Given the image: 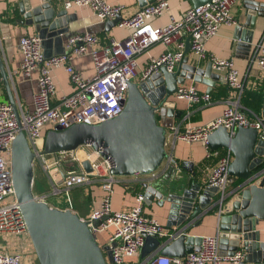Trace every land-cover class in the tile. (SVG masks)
Segmentation results:
<instances>
[{
	"label": "built area",
	"instance_id": "built-area-1",
	"mask_svg": "<svg viewBox=\"0 0 264 264\" xmlns=\"http://www.w3.org/2000/svg\"><path fill=\"white\" fill-rule=\"evenodd\" d=\"M41 4L51 0H39ZM235 0H211L198 7L187 8L180 18L169 13L168 0H153L145 4L116 26L129 31L122 39L109 37L100 44L97 35L89 32L75 33L63 44V53L45 57L38 35H26L19 40L21 64L15 74L28 79L35 74L37 90L32 97V108L23 111L18 105L17 111L26 141L36 157L33 161L47 178L54 195L65 192L74 186L89 181L99 183L102 191L99 207L89 216L81 218L87 223L94 239L106 234L103 242L97 244L107 253L108 264H127L141 253L147 237H154L161 244L177 237L174 230L165 228L154 218L143 215V194L135 197V204L128 209H112L113 187L117 179L110 174L113 164L105 155V148L90 144L77 148L84 153L83 158L74 151L56 154H38L42 150L44 133L59 126L67 128L76 124L97 125L105 120L117 117L123 110L129 82H143L156 74L160 67L173 72L184 58L185 42L197 62L206 60L211 68L221 73L220 80L233 92V99L213 120L182 130L170 127L174 139L187 144L199 142L205 149L206 157H215L216 162L206 173L205 186L217 189L218 202L226 196V188L232 182L228 175L230 154L211 152L207 146V136L218 127H224L234 136L237 128H250L257 132L259 140L264 141V117L249 118L239 103L244 83L233 60L210 56L204 49V42L215 36L221 26H232L236 21L230 14ZM89 8L94 16L101 20H112L123 11V6L107 3L105 0H64V10ZM167 16L165 26L155 27L153 19ZM155 44L164 47L161 54L152 57L142 71H138L137 56L146 52ZM254 55V58H253ZM258 71L264 76V36L254 46ZM89 57L93 75L86 77L72 65V60ZM61 69L72 86L68 94L59 95L56 91L54 71ZM176 100H184L189 105H208L210 96L199 92L192 85H180L173 94ZM17 123L9 104L0 103V264H24L23 256L32 248L26 232L25 223L15 199L11 181L10 145L17 134ZM88 161L91 172L86 173L82 161ZM38 199H43L37 197ZM264 241V220L258 228ZM219 238L201 237L198 252L186 254L182 258L169 257L157 250L140 264H239L245 254L238 250L233 255H220ZM32 251V250H31Z\"/></svg>",
	"mask_w": 264,
	"mask_h": 264
},
{
	"label": "water",
	"instance_id": "water-1",
	"mask_svg": "<svg viewBox=\"0 0 264 264\" xmlns=\"http://www.w3.org/2000/svg\"><path fill=\"white\" fill-rule=\"evenodd\" d=\"M151 2L153 0H148V3ZM190 2L192 7H198L211 0ZM243 7L246 9V22L234 26L233 39L238 42L237 49L248 54L253 20L255 17H264V4L244 0ZM27 18L31 19L39 34L45 57L63 53L62 46L55 48L54 54L46 56L45 47L50 43L62 44V35L67 32L66 10L58 11L50 3H44ZM121 21V15L106 20L105 31H110ZM189 51L187 41L184 58L173 72L160 67L146 81L129 82L123 110L117 117L97 125L57 126L44 133L42 150L38 152L49 155L74 151L86 144H90L93 149L102 146L105 148L102 157L110 158L113 164L111 175L153 177L141 182L144 202L149 203L155 198L159 200V206L167 204L166 226L175 227L177 237L160 246L158 239H146L141 250V255L145 257L156 246H159L160 254L169 257L182 258L186 254L198 252L201 236L188 232L199 225L201 218L210 211L207 198L217 194L216 188L201 187L178 176L173 168L174 161L165 149L168 132L166 121L177 116L174 102L170 99L177 88L185 80H192L204 84L207 87L206 93L210 94L219 80V75L211 72L209 62L205 68L198 67L196 63H188L186 54ZM0 74L18 129L10 145L12 187L37 263L108 264V255L106 259L104 250L97 244L85 221L70 209L51 207L44 199L34 196L33 161L36 153L29 147L23 133L1 57ZM261 116L264 117V97ZM158 117L164 121L160 122ZM207 146L211 152L220 149L228 151L232 156L228 175L236 179L235 185L222 202L216 201L214 205V208H218L215 230L219 238L220 255L231 256L241 250L245 257L239 264H264V241L258 231L260 222L264 220V141L258 139L254 129L239 127L234 136H230L224 127H218L207 136ZM165 163L172 165L168 172L171 179L163 178L161 185H152L154 178H160L153 175ZM80 164L86 173L91 172L88 161L84 160ZM149 240H153L155 245L148 246Z\"/></svg>",
	"mask_w": 264,
	"mask_h": 264
},
{
	"label": "crops",
	"instance_id": "crops-1",
	"mask_svg": "<svg viewBox=\"0 0 264 264\" xmlns=\"http://www.w3.org/2000/svg\"><path fill=\"white\" fill-rule=\"evenodd\" d=\"M63 1L64 0H51L50 4L56 10L62 11L64 10ZM105 1L109 4L123 6V11L120 14L123 19L148 3V0ZM243 1L244 0H235L230 9V14L238 25H243L246 22V9L243 7ZM255 1L264 4V0ZM168 3L169 13L175 18H180L187 8L192 7L190 0H168ZM40 5L41 2L39 0H0V57L7 73V79L13 100L16 104V107L18 108V105H20L23 111L31 110L32 97L37 90V84L35 81V74H33L28 79L20 78L15 74V71L18 70L19 65L22 61V56L19 51V40L26 35H39L34 27L33 22L31 21V19L27 18V16L31 12L36 10V8H38ZM66 14L67 20L65 25L67 28V32L62 35V44L50 43L49 45H47L45 47L46 56L54 54L55 48L62 47L66 39H68L69 36L75 33L89 32L95 34L99 37L100 44L102 45L107 42V39L109 37L122 39L129 34L128 30L119 28L118 26H115L110 31L106 32L105 21L97 19L89 8H73L71 10H66ZM167 22V16H163L161 18L153 19L151 24L155 27H162L165 26ZM253 24L254 27L250 30L252 32V41L248 54L243 50L237 49L238 42L233 39L235 25L221 26L215 36L207 39L204 42V49L210 56L233 60L234 65L240 74V78L244 83V88L261 91L264 97V76L258 71L254 59L251 60V55L254 54V46L264 36V17H255L253 20ZM243 28L249 30V28ZM187 39V37L184 38L185 45ZM163 50L164 47H162L160 44H155L146 52L137 56L138 71L140 72L145 69V67L149 63V60L152 57H156L161 54ZM186 56L189 59L188 63H196V65L201 68H205L208 63V61L206 60L197 62V58L190 51L186 54ZM72 65L77 71L81 72L86 77L93 75L92 62L91 59L87 56L73 59ZM211 72L214 74H218L219 80L215 83L211 93H208V95L210 96V103L208 105H189L184 100H176L175 98L171 97L170 99L174 102V111L177 116L171 119H167L166 123L168 125V129L172 126L179 128V130H182L187 126L205 124L218 117L226 104L233 99V92L230 91V89L227 88L220 80L222 74L214 71L213 69H211ZM54 77L58 96L71 92L72 86L63 70L58 69L54 71ZM183 85H192L201 93L207 92V87L204 84L196 83L192 80H185V83ZM219 88H222L224 90L221 91V89L219 90ZM0 103L9 104L8 95L2 82L1 74ZM240 106L241 110L247 116H249V118L255 117V115H253L251 112L244 109L241 104ZM165 149L169 158L174 161L173 168L176 170L178 176H180L183 180H189V182H192L198 186L207 187L205 186L206 173L216 162V158H207L205 149L201 143L196 142L187 144L185 142L177 141L174 139L173 134L168 131L166 135ZM220 150L222 154L228 153V151L226 150ZM75 152L78 155L79 151L77 149L75 150ZM230 159H232L231 155ZM167 162H169V160ZM171 166L172 165L170 163H168V165L165 163L163 167H161V169H159V171H157L153 175L154 177L159 176L160 178H154L155 180L153 181L152 185H161V180H163V178L167 180L171 179V176H168V172L170 171ZM262 167H264V157ZM38 169L40 170L39 167ZM38 173L39 179L35 184L38 185L46 181L48 185V180L44 176L42 171L40 170ZM148 178L150 179L153 177H121L117 179L113 187L112 209L115 211H119L128 209L133 206L135 204V197L140 193L143 194L144 192L141 186V182L145 181ZM235 183L236 179L232 177V182L226 188V193L231 190ZM62 193L65 194V192ZM65 195L69 196L67 198L68 206L66 208L50 205V203L47 201L48 195L46 191L41 193L39 192L38 197L46 200L48 205L51 207H55L58 209H70L83 219L89 216L92 210L99 207L102 191L100 189L99 183L97 184L95 183V181H89V183L70 188ZM218 197L219 196L217 193L213 198H207L210 203V206L208 208L210 209V211L205 214V217L201 218V223L199 225L190 229L188 234L201 237L213 236L216 234L215 224L217 220L216 216L218 208H214V205L216 201L218 202ZM167 210V204L159 206V200L155 198L149 203L143 202L144 216L148 218H154L158 222L163 224L165 228L173 230L175 227L169 228L166 226L168 217ZM260 226L261 222L258 228H260ZM101 236L105 238V236L107 235L104 233L101 234ZM149 238L150 237H147L146 239ZM154 245L155 242L153 240H149L148 246ZM160 245L161 243L159 242V246ZM158 247H154L153 251L150 254L157 251ZM142 255L140 253V255L135 260H129L127 264H140L149 256L148 255L145 257Z\"/></svg>",
	"mask_w": 264,
	"mask_h": 264
},
{
	"label": "rangeland",
	"instance_id": "rangeland-1",
	"mask_svg": "<svg viewBox=\"0 0 264 264\" xmlns=\"http://www.w3.org/2000/svg\"><path fill=\"white\" fill-rule=\"evenodd\" d=\"M78 156H79V158H83L85 155H84V153H82L79 150ZM33 169H34L33 170V174H34L35 178H34V181H33V189H32V191H33L34 196L38 197L39 196V192L41 193V192H45L46 191V193L48 195L47 196V201L50 203V205L66 208L68 206L67 198L69 196L68 195L66 196L64 193H60V194H57V195L52 194L51 193V187H50L49 183L47 185L46 181H44V183L42 182V183L36 185L35 183H37L36 181H38V179H39V173L38 172L40 170L38 169L36 164H34V168ZM35 185H36V187H35ZM95 238H96V241L99 244H101L103 242V239H104L103 236L98 235V234L95 236ZM103 254H104V257L107 259V253L105 251H103ZM23 258H24L23 259L24 264H38L37 260H36V256H35L32 248H30V249H28L26 251V254H24Z\"/></svg>",
	"mask_w": 264,
	"mask_h": 264
},
{
	"label": "trees",
	"instance_id": "trees-1",
	"mask_svg": "<svg viewBox=\"0 0 264 264\" xmlns=\"http://www.w3.org/2000/svg\"><path fill=\"white\" fill-rule=\"evenodd\" d=\"M220 89L221 91L224 90L222 88H219V90ZM239 101H240V104L244 107V109L248 110L255 116H260V111H261L262 101H263V93L261 91L244 88L240 95ZM158 120L160 122L164 121V120H161L159 117H158ZM218 152L222 154L221 150H218Z\"/></svg>",
	"mask_w": 264,
	"mask_h": 264
}]
</instances>
